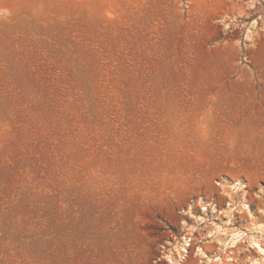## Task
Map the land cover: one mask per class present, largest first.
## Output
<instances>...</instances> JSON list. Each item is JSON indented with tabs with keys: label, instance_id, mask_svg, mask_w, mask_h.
I'll list each match as a JSON object with an SVG mask.
<instances>
[{
	"label": "rangeland",
	"instance_id": "374dc122",
	"mask_svg": "<svg viewBox=\"0 0 264 264\" xmlns=\"http://www.w3.org/2000/svg\"><path fill=\"white\" fill-rule=\"evenodd\" d=\"M0 264H264V0H0Z\"/></svg>",
	"mask_w": 264,
	"mask_h": 264
},
{
	"label": "bare ground",
	"instance_id": "6f19581e",
	"mask_svg": "<svg viewBox=\"0 0 264 264\" xmlns=\"http://www.w3.org/2000/svg\"><path fill=\"white\" fill-rule=\"evenodd\" d=\"M244 209V208H243ZM252 230H254V229H252ZM245 235L247 236V240L249 241L248 243L250 244V245H252L253 247H256L257 248V250H259L260 252L261 251H263V248H262V246H261V242H260V239H259V237L257 236V235H255V234H249V235H247V234H245V233H237V234H235V236H233L232 237V241H231V243H232V245L231 246H233L236 242H239V241H241V240H243L244 238H245ZM228 244V243H227ZM228 248V247H227ZM226 255L228 256V258H229V253L226 251ZM222 258L221 257H218L217 259H213V261H219V260H221ZM230 259V258H229ZM223 263V262H222Z\"/></svg>",
	"mask_w": 264,
	"mask_h": 264
}]
</instances>
